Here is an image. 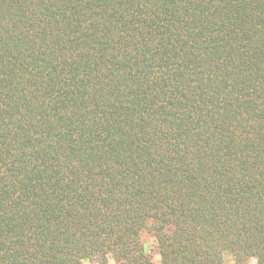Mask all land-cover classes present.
<instances>
[{
  "label": "trees",
  "instance_id": "1",
  "mask_svg": "<svg viewBox=\"0 0 264 264\" xmlns=\"http://www.w3.org/2000/svg\"><path fill=\"white\" fill-rule=\"evenodd\" d=\"M144 231L264 264V0H0V264H152Z\"/></svg>",
  "mask_w": 264,
  "mask_h": 264
},
{
  "label": "clouds",
  "instance_id": "2",
  "mask_svg": "<svg viewBox=\"0 0 264 264\" xmlns=\"http://www.w3.org/2000/svg\"><path fill=\"white\" fill-rule=\"evenodd\" d=\"M147 223L150 226L152 221L149 220ZM168 227H173V226H168ZM147 237H148V233H147V231H144V233L142 235V239H145ZM153 241H154V238L147 239V242L144 245L146 254L150 253V250L153 247ZM81 264H90V261L88 259H84V260H82ZM108 264H117V261L115 260V258L112 256L111 253L108 256ZM152 264H162V257L158 254L154 255L153 260H152ZM253 264H255V261H253Z\"/></svg>",
  "mask_w": 264,
  "mask_h": 264
},
{
  "label": "rangeland",
  "instance_id": "3",
  "mask_svg": "<svg viewBox=\"0 0 264 264\" xmlns=\"http://www.w3.org/2000/svg\"><path fill=\"white\" fill-rule=\"evenodd\" d=\"M147 239H151V237L145 238V243L147 242ZM149 254L152 257V260H153L154 255H156V254L160 255L158 245H157L155 240L153 241V247L151 248ZM253 261H255V264H257V261L254 259L247 261L245 264H253ZM90 264H94V263H90ZM226 264H235V259L232 256H227L226 257Z\"/></svg>",
  "mask_w": 264,
  "mask_h": 264
}]
</instances>
